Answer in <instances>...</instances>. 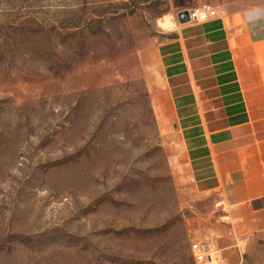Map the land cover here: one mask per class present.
Listing matches in <instances>:
<instances>
[{
    "label": "rangeland",
    "instance_id": "374dc122",
    "mask_svg": "<svg viewBox=\"0 0 264 264\" xmlns=\"http://www.w3.org/2000/svg\"><path fill=\"white\" fill-rule=\"evenodd\" d=\"M159 3L0 0V264H195L211 207L170 122Z\"/></svg>",
    "mask_w": 264,
    "mask_h": 264
},
{
    "label": "crops",
    "instance_id": "0c3cea01",
    "mask_svg": "<svg viewBox=\"0 0 264 264\" xmlns=\"http://www.w3.org/2000/svg\"><path fill=\"white\" fill-rule=\"evenodd\" d=\"M210 16L180 23L177 12ZM174 17L155 48L170 122L192 189L211 207L199 227L224 264L264 247V0H160Z\"/></svg>",
    "mask_w": 264,
    "mask_h": 264
},
{
    "label": "built area",
    "instance_id": "2783aa9c",
    "mask_svg": "<svg viewBox=\"0 0 264 264\" xmlns=\"http://www.w3.org/2000/svg\"><path fill=\"white\" fill-rule=\"evenodd\" d=\"M182 11H178L180 14ZM188 21L187 22H200L207 19L210 14L213 12V8L207 5H202L200 7H195L188 9ZM178 20V19H177ZM210 244L200 241L192 240L190 243V250L192 252L195 264H217L218 257H213L210 252L214 251Z\"/></svg>",
    "mask_w": 264,
    "mask_h": 264
},
{
    "label": "water",
    "instance_id": "95a60500",
    "mask_svg": "<svg viewBox=\"0 0 264 264\" xmlns=\"http://www.w3.org/2000/svg\"><path fill=\"white\" fill-rule=\"evenodd\" d=\"M177 19L180 23L187 22L189 19L187 10H184L180 14H178Z\"/></svg>",
    "mask_w": 264,
    "mask_h": 264
},
{
    "label": "bare ground",
    "instance_id": "6f19581e",
    "mask_svg": "<svg viewBox=\"0 0 264 264\" xmlns=\"http://www.w3.org/2000/svg\"><path fill=\"white\" fill-rule=\"evenodd\" d=\"M168 21H170V20H168ZM167 23V22H166ZM170 23V22H169ZM172 23V22H171ZM173 24V23H172Z\"/></svg>",
    "mask_w": 264,
    "mask_h": 264
}]
</instances>
